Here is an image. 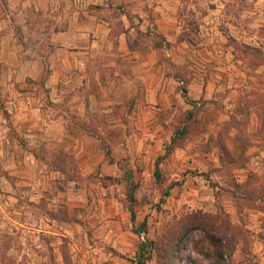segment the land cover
I'll return each instance as SVG.
<instances>
[{
    "label": "rangeland",
    "instance_id": "obj_1",
    "mask_svg": "<svg viewBox=\"0 0 264 264\" xmlns=\"http://www.w3.org/2000/svg\"><path fill=\"white\" fill-rule=\"evenodd\" d=\"M154 2L155 7L151 4ZM139 9L145 30H132L131 39L145 48L156 49L157 60L170 64L181 78L174 89L179 96H185L182 103L172 102L166 107L151 102L158 113L146 119L152 125L146 138L149 158L145 159L142 151H126L128 136L134 141L135 135L123 133L122 127L137 122L133 116L137 108L132 86L109 106L98 102L89 107L85 100L89 109L80 116L75 112L76 96L83 93L87 99L89 92H94L89 82L91 71L84 78L87 84L78 83L71 90L59 85L52 89L44 84L52 69L46 55L64 42L57 35L69 23L67 16L87 19L80 21L83 28H88L89 20H102L100 28L108 27L109 38L115 40L123 23L136 24L131 16L135 13L132 11ZM171 31L173 36L165 40L164 33ZM192 69L203 77V90L191 104L185 81ZM12 95L31 97L34 119L39 124L42 111L57 114L66 110L69 124L91 127L94 134L75 133L69 126L73 133L64 135L66 138L50 136L49 153L44 145L47 140L36 136L33 154L42 159L49 154L51 166L61 173L50 177L49 187L34 201L27 200L22 185H18L16 200L8 209L0 207V264H138L135 258L141 243L145 251L143 264H160V257L172 249L164 253L156 245L170 235L172 247L173 237L185 225L184 217L201 210L189 208L181 190L169 197L168 186L178 180H155L151 173L154 164L159 162L157 169L167 172L166 156L170 150L188 143L199 148L203 139L206 142L202 148H215L220 153L224 95L229 96L228 111H241L239 121L243 126L250 121L248 112L253 113L251 121L257 131L239 135L240 139H252L256 144L264 140V0H0V119L8 120L11 127L13 119L6 116L10 115L8 98ZM22 104L17 102L15 107ZM150 109L145 108L147 114ZM159 125L162 130L155 128ZM201 127L203 134L198 133ZM178 130L181 132L174 135ZM4 135L1 137L5 139ZM9 136H15L19 143L25 141L23 135L15 132ZM88 137L98 155L115 160L109 175L97 174L99 170L88 175L81 173V159L89 154ZM73 138L78 143L77 149L70 143ZM158 145L163 153L156 156ZM208 180L211 184V179ZM130 182L135 185L133 220L125 196ZM1 186L3 182H0V203L8 199L7 190ZM211 205L215 208L207 215L216 222L221 218L228 220L218 201ZM237 227L242 255L233 250L232 259L242 258L239 264H264V253L252 252L249 228L240 224ZM179 243L174 264H209L211 249L199 228L187 231Z\"/></svg>",
    "mask_w": 264,
    "mask_h": 264
},
{
    "label": "crops",
    "instance_id": "obj_2",
    "mask_svg": "<svg viewBox=\"0 0 264 264\" xmlns=\"http://www.w3.org/2000/svg\"><path fill=\"white\" fill-rule=\"evenodd\" d=\"M151 4L153 7L157 6L156 2ZM132 12L135 13L130 16L135 18L137 25L129 21L123 23V29L115 34V40L109 38L108 27L100 28L103 25L102 20H89L91 24L88 28H83L84 25L80 21H87V19L84 20L85 18L81 19L75 15L67 16L69 23L57 35L65 39L64 42L59 43L46 55L48 67L52 69L48 72L44 84L52 89L59 85L61 88L67 87L71 90L78 83L87 84L88 81L84 78L87 71H91L93 75L89 82L94 92H89L87 99L83 93L81 96H76L77 110L75 112L80 116H83L84 110L87 112L89 109H86L85 100L88 101L89 107L92 103L94 105L98 102L101 104L106 102L109 106L110 103L118 102L121 93L124 96L132 86L133 100L137 108L133 116L136 117L137 122L133 121L129 127L124 125L122 127L126 130L123 133L135 135L134 141L128 136L126 151L128 153L131 150L142 151V158L145 159L149 158L146 138L151 134L152 125V121L146 119L158 113L155 107L151 106V102H158L161 107H166L172 102L182 103L185 96H179L174 89V84L181 82V78L170 64L157 60L156 49L150 46L145 48L143 44H139L140 42L137 43L131 39L133 38L132 30L135 31L136 28L145 30L141 9ZM173 34L172 31L164 33L165 40H169ZM197 73L192 69L185 81L186 95L193 101L191 104L195 103L199 96L197 94L203 90L201 86L203 77L199 75V72ZM30 98L29 96L16 98V95L8 98L10 115L6 117L13 119V127L8 120L5 122V118L0 119V157L9 154L5 160H0V182H3L5 186L1 188L7 190L5 196L8 198L0 203L3 209H8L13 200H16L15 192L18 185H22V191L27 194V200L34 201L49 187L50 177L57 172L61 173L59 168L51 166L49 154L45 157L46 159L38 158L33 154L32 148L36 136L40 135L42 139L47 140L44 145L47 146L46 152L49 153L51 135L69 136L73 131L83 135L94 134L91 127L86 129L85 126L69 124L66 110L57 114H51L47 110L42 111L41 124H39L34 119ZM221 100L225 104L221 111V152H217L215 148H202L201 145L205 144L206 139H203V142L200 140L199 148L190 143L181 148H174L166 156L167 172L162 173L158 169L159 180L163 181V178L167 181L171 178L173 181L178 180L168 186L169 197L172 198L178 190H181L189 208L200 209L209 214L215 208L211 205L212 202L218 201L231 224H240L249 228L254 248L252 252L260 255L264 253V140L260 144H256L252 139L242 141L239 135L257 131L256 125H252L251 121L253 113L248 112L250 121L243 126L239 121L241 111L227 109L229 96L224 95ZM17 102L23 104L16 108ZM146 107L151 108L148 114ZM69 126L73 131L69 130ZM155 128L162 130V125ZM11 132H15V135H23L25 141L19 143L15 140V136H9ZM5 133L4 139L1 136ZM198 133L203 134V127ZM90 138L88 137L89 154H86L83 160L81 159V173L88 175L94 170H99L97 174L105 172L109 175L115 167V160H105L103 154L98 155L97 148L92 146ZM70 143L77 149L78 143L75 138L70 139ZM9 149L10 152H8ZM156 152V156L163 153L159 145L156 146ZM145 162L148 163V161ZM159 165V162L156 163V166ZM151 173L153 175V171ZM208 178L211 179V184ZM241 187L255 190H251L254 192L240 191ZM234 250L242 255L241 241L235 243ZM241 260L242 258L234 259L237 263Z\"/></svg>",
    "mask_w": 264,
    "mask_h": 264
},
{
    "label": "trees",
    "instance_id": "obj_3",
    "mask_svg": "<svg viewBox=\"0 0 264 264\" xmlns=\"http://www.w3.org/2000/svg\"><path fill=\"white\" fill-rule=\"evenodd\" d=\"M157 44V43H156ZM182 91L184 92L185 89L183 88ZM178 132H181L180 130L176 131L174 135H178ZM171 136L170 138V144L173 143L175 136ZM170 147V145H169ZM168 147V148H169ZM168 151L166 149L165 153ZM111 160V159H109ZM153 175L155 180L158 181V169L155 163L154 169H153ZM134 183L130 182V185L127 184V187L125 188V196L126 199L129 202L128 211H129V217L131 220L134 219V212L131 208L132 204L134 203V195H133V189H134ZM208 213H204L199 210L191 211L190 214L184 217L185 225H183L180 234L176 237H173L172 241V247H171V239L169 238L170 235L167 238H164L163 243L156 245L155 248H158L159 246L162 247V252L166 253L169 248L172 250L165 256H161L160 258V264H174L173 259L175 255L178 253L176 252L179 247V239L190 229L197 227L202 232V238L205 240L211 249V252L209 253L210 262L209 264H239L235 262L232 259V251L235 248V243L237 242L236 234L239 231V228L237 225L231 224L226 219H220L216 222V219L211 218ZM237 229V230H235ZM242 240V238L240 239ZM242 242V241H241ZM242 246V245H241ZM144 243H141L139 245L138 251L136 253L135 262L138 264H143V258L142 253L143 251ZM160 249V250H161ZM166 249H168L166 251Z\"/></svg>",
    "mask_w": 264,
    "mask_h": 264
}]
</instances>
